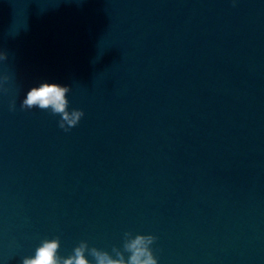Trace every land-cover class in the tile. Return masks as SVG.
<instances>
[{
    "label": "water",
    "instance_id": "water-1",
    "mask_svg": "<svg viewBox=\"0 0 264 264\" xmlns=\"http://www.w3.org/2000/svg\"><path fill=\"white\" fill-rule=\"evenodd\" d=\"M0 50V264L125 231L157 264H264V0H0ZM41 82L76 126L20 107Z\"/></svg>",
    "mask_w": 264,
    "mask_h": 264
},
{
    "label": "clouds",
    "instance_id": "clouds-1",
    "mask_svg": "<svg viewBox=\"0 0 264 264\" xmlns=\"http://www.w3.org/2000/svg\"><path fill=\"white\" fill-rule=\"evenodd\" d=\"M7 59V53L0 50V61ZM13 79L9 72L0 74V91L7 93L6 86ZM70 87L56 82H41L29 88L23 95L20 103L22 109L31 110L39 108L59 115L58 125L64 131L76 126L84 115L82 109L69 110L67 93ZM15 107V99L9 101L10 110ZM156 237L152 234L136 233L130 231L123 233L122 249L113 246L111 253L107 250L89 246L87 241L81 240L74 246L72 253L61 260L59 255V237L44 238L34 250V255L24 257L22 264H157V258L150 247ZM113 253L115 256L113 257ZM127 253V258H125ZM91 257L92 259H89Z\"/></svg>",
    "mask_w": 264,
    "mask_h": 264
}]
</instances>
